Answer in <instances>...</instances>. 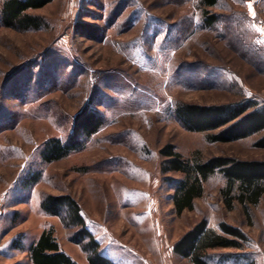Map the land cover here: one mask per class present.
I'll return each mask as SVG.
<instances>
[{"label":"rangeland","instance_id":"rangeland-1","mask_svg":"<svg viewBox=\"0 0 264 264\" xmlns=\"http://www.w3.org/2000/svg\"><path fill=\"white\" fill-rule=\"evenodd\" d=\"M199 2L54 0L27 13L36 29L0 21V264H32L28 249L49 230L72 261L88 264L77 230L41 209L47 196L78 205L113 264H192L173 247L201 220L217 235L229 238L225 224L245 236L242 250L208 251L210 263L264 264V198L247 212L238 203L228 210L225 182L214 175L193 209L177 215L175 183L166 179L182 176L160 172L167 144L190 160L264 161L255 146L264 133L213 143L216 132H189L176 118L179 104H264V0H217L206 9ZM77 23L96 29V39ZM84 109L101 116L98 132L45 163L48 142H68Z\"/></svg>","mask_w":264,"mask_h":264},{"label":"trees","instance_id":"trees-1","mask_svg":"<svg viewBox=\"0 0 264 264\" xmlns=\"http://www.w3.org/2000/svg\"><path fill=\"white\" fill-rule=\"evenodd\" d=\"M54 0H2L0 21L4 28L21 30L36 29L39 26L37 17L28 15L29 11L43 9ZM217 0H200L202 9L213 8ZM216 20L214 15L205 18L207 26ZM75 30L85 38L95 40L97 30L81 23ZM175 115L182 127L195 133H210L208 140L213 143H231L264 133V104L245 99L229 105L201 106L179 104ZM102 126L99 114L84 109L73 121L70 139L62 144L52 140L46 145L42 159L45 163H54L65 158L81 147V138H89L96 134ZM256 147L264 149V136ZM162 158L160 172L162 175L182 176L175 180V191L172 195L174 212L177 215L191 211L193 203L203 194V185L209 178L219 175L225 182L220 191L228 210L238 203L246 212L250 207L258 205L264 198V161H243L227 157H213L208 160L184 158L175 148L167 144L159 150ZM43 212L50 216L61 217L67 227L75 228L74 242L83 245L89 253L88 264H113L99 253V245L85 227L78 205L68 196H47L41 203ZM64 215V217H63ZM66 221L68 223H66ZM220 230L229 238L215 234L206 227L204 220L199 221L187 231L174 245L173 252L192 264H212L207 252L216 249L242 250L241 241L245 236L238 229L225 224L219 225ZM32 264H76L63 253L52 232L44 231L28 249ZM244 258L242 255H236ZM246 264H255L249 261Z\"/></svg>","mask_w":264,"mask_h":264},{"label":"snow or ice","instance_id":"snow-or-ice-1","mask_svg":"<svg viewBox=\"0 0 264 264\" xmlns=\"http://www.w3.org/2000/svg\"><path fill=\"white\" fill-rule=\"evenodd\" d=\"M260 31L264 32V29H260ZM261 43H264V41H262Z\"/></svg>","mask_w":264,"mask_h":264}]
</instances>
